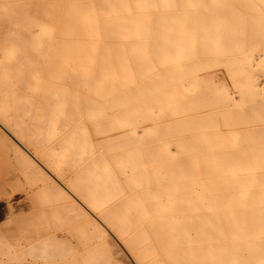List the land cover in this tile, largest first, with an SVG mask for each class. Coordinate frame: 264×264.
<instances>
[{
    "label": "bare ground",
    "instance_id": "1",
    "mask_svg": "<svg viewBox=\"0 0 264 264\" xmlns=\"http://www.w3.org/2000/svg\"><path fill=\"white\" fill-rule=\"evenodd\" d=\"M0 141V264H264V0H0Z\"/></svg>",
    "mask_w": 264,
    "mask_h": 264
},
{
    "label": "rangeland",
    "instance_id": "2",
    "mask_svg": "<svg viewBox=\"0 0 264 264\" xmlns=\"http://www.w3.org/2000/svg\"><path fill=\"white\" fill-rule=\"evenodd\" d=\"M3 147L5 148V146ZM3 147L0 146V234L2 233L1 234L2 236L0 235L1 236L0 243L3 240L7 242L6 240L7 238L8 239L12 238L11 240H17V238H19V235L18 237L16 235L18 234L17 232L18 230L16 228L18 227V224H22L23 228L25 227L24 230L22 229V227L18 228L19 231H21L22 229V232L20 233V237H21L23 234H26L27 232L29 233L32 230L35 233L36 228L41 229V230L44 229L45 231H48L49 228L52 229L51 226L53 224H55L53 226L55 227L59 221L60 223H62V221H66L67 217H65V213L63 212V209L61 206H58L53 212L51 210L47 211V214L46 213L40 214V213L35 212L36 214L35 216L33 210H31L30 208L32 207L38 208V205H39V206H45L47 209V206L50 207V204H55L58 201V198L54 194L49 192L48 190L42 191L41 189L40 190L35 189L41 185L42 180H38L37 177L35 176H31V175L27 176L26 173L23 172V166H21V162L15 161L18 158L17 156H16V159L14 158L13 156L15 155L14 152L12 153L11 149H7L8 147L5 149H3ZM18 165H20V167ZM12 170L13 172L11 173ZM33 189H35V192H33L34 191ZM14 197L16 198V200H19V199L22 200L21 204L20 203L16 204V208H15L17 211L16 214L19 213L18 215H22V216L19 217L18 215L17 216L13 215L14 219L11 220L9 217L11 215H9L10 213L8 212L9 211L8 206L10 202L14 201L15 199ZM23 201L24 202L26 201L27 204L23 203ZM15 217H18V218H15ZM34 221L37 224L36 228H35V225L33 226V223H35ZM32 228H34L35 230ZM29 229L30 231H28ZM8 232L10 233V235L8 234ZM11 233L13 234L16 233L15 234L16 237H12L13 234ZM6 234L7 236H5ZM28 236H32L31 232L30 234H28ZM2 249L3 247H0V252Z\"/></svg>",
    "mask_w": 264,
    "mask_h": 264
}]
</instances>
